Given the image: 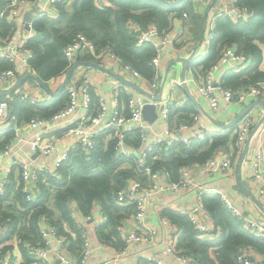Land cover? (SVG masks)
<instances>
[{
	"label": "built area",
	"instance_id": "obj_1",
	"mask_svg": "<svg viewBox=\"0 0 264 264\" xmlns=\"http://www.w3.org/2000/svg\"><path fill=\"white\" fill-rule=\"evenodd\" d=\"M201 1L203 0H191L193 4ZM217 1V11L212 12L208 20L210 38L214 34L216 18L219 15L225 14L233 22L246 20L253 15L252 11L247 7L238 6L236 0ZM31 3L37 4L39 11L36 12L32 20L24 22L26 33L23 41L17 35L12 34L13 29H10V32L6 35H0V62L9 61L11 64L8 68L0 69V91L3 88L11 87L19 78L21 73L18 68L19 63L28 71L37 74L30 65V49L27 46V41L34 34L33 21L39 16L57 18L61 13V6L70 5L71 0H5L3 3L0 2V19H5L9 23L16 22ZM183 15L187 16V13L184 12ZM127 27L135 35L138 45L151 43L156 48V54L152 57V64L156 68V71L152 79L145 78L137 69L122 62L110 48L97 51L95 44L83 32L76 33L66 46L65 54L69 61V66L60 75L66 76L68 69L79 61L78 57L81 55L90 53L96 59V62L99 63H102L105 56L110 55L120 63L118 74L132 76L142 82L147 81L149 91L155 92L159 88L163 77L160 70L163 49L172 41L169 32L166 29H159L155 23L141 27L134 20L129 21ZM24 54H28L29 56L26 57ZM251 59V54L239 53L235 47L225 46L219 60L209 68L204 69L202 75L196 78L197 92L208 101L211 111L215 112L219 110L221 103H232L245 109L254 101L261 98L264 99V80L233 89L225 86L222 81H217L214 76L216 69L221 65H228L227 67L230 70L240 71L249 66ZM87 68L84 65L77 66L66 82L64 89L67 94V101L65 105L49 116H33L28 121L30 127L40 129L39 133L30 140H25L21 136L22 125L18 115L12 111V104L23 102L36 106L42 102L50 104V99L53 101L54 98H51L49 95H36L32 92L31 88L20 89L18 86L7 94L2 95L0 93V194H3L8 188L11 171V168H7L6 173L1 174V163L4 158L11 156L14 158V164H17L21 176L19 185L26 199L31 201L39 193L38 182L41 175L51 172L56 173L58 166L69 158L71 150L79 147L88 152L89 149L95 146L97 138L106 133V140L112 139L115 141L113 148L116 153L118 155L131 156L135 163L136 176L130 178L126 185L115 191L116 201L119 205L134 206L131 216L135 220V228L124 235L126 246L132 243L144 244L154 241L156 231L148 226L146 216L148 204L154 196L166 193H180L191 187H195L198 190L196 203L182 206L178 211L190 219L194 229L200 236L213 238L219 233V228L215 225L212 214L205 207L202 200L203 193H218L223 204L234 216L242 221L244 228L249 233L264 238L263 213L254 212L244 201L240 202L238 200L239 202H236L229 194L196 182V175L225 176L233 179V182H235L236 164L229 155L211 157L201 163L195 172L192 171L191 166L185 165L181 168V176L177 181L170 179L167 169L154 168V161L160 157L163 149H169L174 145L190 146L196 141H203L208 137L211 138L214 134H221L225 132L224 129L226 128L222 132V129L217 131L207 128L198 129L196 125H200V115L199 113H192L190 119L179 124H171L156 132L150 127L149 122L144 117V107L146 104L153 102L156 104L158 116H162L165 120L169 119L173 110L177 108L169 98L152 100V98L144 94L131 90L128 91L125 102L118 97L114 99V105L110 106L108 98L104 95H98L94 100L91 86L84 78ZM170 80L172 87L181 86L179 79ZM49 81H44V83H49ZM186 81L188 83L189 79H186ZM81 109L84 110V114L75 123L62 130V136L71 138L73 143L65 151L58 152L52 161L39 163L34 159L19 160L16 158L15 154L19 150L17 143L20 141H28L31 148L38 154L50 155L57 152V137L54 135L47 137L43 134V131L49 132L50 128H61V124L68 121L72 118L74 112ZM262 115L263 110L258 111L254 106L234 125L233 133L237 136L234 146L236 153L243 150L245 140ZM96 123L101 124L98 126ZM184 130H191L192 133L186 134ZM9 131H13V135L10 141L6 142L9 137L6 135V138H3V136ZM136 135L139 136V145H133L135 147L133 153L128 151L126 146L130 144V136ZM250 170L251 178L256 183L257 192L264 197V143H261L254 149ZM75 212H78V210L75 209L73 218L81 230L83 243L76 264H88L93 248L89 241L88 231L79 222L75 216ZM162 215L164 222L169 227L165 236L166 250L180 264H199L194 255L178 247L180 232L167 215ZM88 218L92 219L93 216L90 215ZM104 218V221L97 222V224L100 225L105 222L107 219L105 215ZM49 230L55 242L57 258L65 264H72L69 257V243L66 242L65 236L60 234L55 226H49ZM10 231V229L0 223V243ZM26 246L32 254L34 264H42L41 262L48 260L47 249L40 242H28ZM121 252L119 251V253ZM147 260L150 264H164L154 254L147 256ZM236 260L237 264H255V261L246 249L237 253ZM0 264H11V256L9 254H0ZM98 264H120V262L119 258L116 257L113 260H105Z\"/></svg>",
	"mask_w": 264,
	"mask_h": 264
},
{
	"label": "trees",
	"instance_id": "obj_2",
	"mask_svg": "<svg viewBox=\"0 0 264 264\" xmlns=\"http://www.w3.org/2000/svg\"><path fill=\"white\" fill-rule=\"evenodd\" d=\"M110 1L112 6H98L95 0H72L70 5L61 6V13L57 18L39 16L33 21L34 34L27 41L30 49L29 62L43 81L67 70L69 61L65 48L78 32H83L95 44L97 51L110 48L122 62L137 69L145 78L154 77L156 68L152 64V57L156 54V48L151 43L138 45L135 35L127 27L128 22L134 20L141 27L155 23L159 29H167L171 14L189 13L191 0L175 3L164 0ZM236 4L247 7L253 15L238 22H233L225 14L219 15L208 53L194 61V64H201L203 69H207L219 60L223 48L228 45L235 47L239 53L251 54L248 67L223 75L222 83L233 89L264 80V71L260 69L263 52L258 44L264 43V0H236ZM192 16L198 18L195 13ZM13 27V23L0 19L1 36L6 35ZM78 60L96 59L92 54L86 53L79 56ZM10 66L9 61L0 62V69ZM119 98L124 102L127 99L123 88L119 90ZM66 99L64 89L51 105L38 103L31 106L16 102L12 104V111L16 113L17 107L22 106V111L19 108L20 111L16 113L19 120L24 115L28 119L36 115L49 116L65 105ZM177 112L182 113L183 120L190 119L192 113H200L191 100L184 107L173 110L171 116ZM233 128L234 126L227 128L221 134H214L211 138L196 141L190 146L174 145L163 149L160 157L154 161V168H165L171 180H179L183 166L196 163L200 165L213 157L215 150L230 140L232 146H235L237 136L233 133ZM12 135L13 131L7 132L9 138L6 142L10 141ZM114 144V140H106L105 133L97 138L95 146L88 152L79 147L71 150L69 158L58 166L56 173L41 175L38 182L39 193L31 201L26 199L19 184L16 186L13 180L8 183L7 190L0 194V223L11 230L8 235H17L26 258L23 264L33 262L27 243L42 244L40 240L45 236L41 225L43 222L55 226L65 236L70 251L80 253L83 243L81 230L73 218L74 202L85 214H89L93 204L98 202L107 218L98 225L99 238L118 250L126 246L121 227L124 220L133 214L134 206L119 205L115 191L135 177L136 171L134 159L131 156L118 155L113 148ZM130 144L138 146L139 136H130ZM126 163L130 166H125ZM10 199H13L12 204L3 208L5 201ZM202 200L219 228L216 237L200 236L187 216L171 207L163 209V214L172 220L180 232L178 247L194 255L199 264H237V253L249 246L264 252V238L249 233L242 221L223 204L218 193H203ZM64 222L76 231L75 238L66 233ZM211 249H214L216 259L210 256ZM138 264L150 263L144 258Z\"/></svg>",
	"mask_w": 264,
	"mask_h": 264
},
{
	"label": "crops",
	"instance_id": "obj_3",
	"mask_svg": "<svg viewBox=\"0 0 264 264\" xmlns=\"http://www.w3.org/2000/svg\"><path fill=\"white\" fill-rule=\"evenodd\" d=\"M72 1V0H71ZM170 3L179 2L181 0H168ZM167 1V2H168ZM95 3L98 6H112L113 3L110 0H95ZM71 4V3H70ZM192 7L190 8L189 13L187 16L177 15L175 13L171 14L168 18L169 21V27L166 29L169 32V35L171 37V43L165 46L163 49V56L161 58L160 62V70L163 75L159 88L152 92L153 94H156L160 92L162 80L165 76L166 70H167V77H166V83L165 88L163 92L162 99L169 98L173 105L177 107H184L186 105V102L188 100H191L192 103L195 105V107L198 109L199 113V121L200 125H196L198 129L207 128L209 130H221L226 131L227 128L223 130V127L220 125L214 123L211 121L204 113H202L195 104V102L189 97L186 90L182 86H171L170 79H179L180 80V71L182 64L180 62H174L179 57H190L189 60V66L186 72V79H189L188 85L191 89V91L194 93L195 97L198 99L199 103L208 110L220 123H226L230 120L234 119L242 110L243 108L240 106H236L235 104H229V103H221L220 109L213 112L210 109L208 101L201 97L197 92V79L202 75L203 73V65L201 64H194V61H197L201 58H203L209 51V45L211 38L209 37L210 30L208 27V20L210 18V15L212 12L217 11L216 8L218 6L217 0H210L206 1L203 0L198 3H192ZM39 11L37 9V4L31 3L26 7V9L23 11V14H21L16 20V22H13V31L12 34L17 35L22 41L24 39V35L26 33L25 30V21L24 15L26 13L28 14H34L36 15V12ZM192 13H195L198 15V18H193ZM262 49L263 52V61L260 64V69L264 71V43H258ZM24 56L28 57V54H24ZM79 61H94L96 60H79ZM99 63V62H98ZM171 64V66L168 69V65ZM106 68L114 71L116 74H118L120 69V63L119 61L112 57V56H105L102 63ZM193 64L194 66H191ZM18 68L20 73V76L23 75L28 70L22 67V64H18ZM228 65H221L218 67L215 71V79L217 81H221L223 75L226 72L229 71H236V70H230ZM87 72L84 78L89 82L91 86V93L93 97H98V95H104L108 98V104L110 106L114 105V99L119 97V90L120 88H123L124 91L128 94V91H133L136 93H140L139 91L135 90L130 85L122 82L119 80L116 76L111 74L110 72H107L105 70L93 67V66H87ZM243 70V69H242ZM241 71V70H240ZM120 75V74H118ZM19 76V77H20ZM123 76V75H121ZM129 80H132L133 82L137 83L141 87L149 90V84L147 81L142 82L139 79L133 78L132 76L125 75L123 76ZM65 79V76L58 75L56 77H52L49 81V83H45L51 91H57L59 90L60 86L62 85L63 81ZM119 83L120 87H119ZM10 88V87H9ZM9 88H3L1 90H8ZM18 88H31L32 92L36 95L43 96V95H49L51 98H55L57 96L51 95L39 82H37L35 79L27 77L21 82L18 86ZM64 90V88H63ZM12 91V90H11ZM10 92V91H9ZM2 95L7 94L2 93ZM142 94V93H141ZM52 102V99H50ZM153 100V98H152ZM50 102V103H51ZM46 103V102H42ZM39 103V104H42ZM47 104V103H46ZM51 105V104H50ZM22 111V106L17 107L16 113L18 114L19 110ZM256 110H263V107L261 105L255 106ZM21 115V113H19ZM84 114V110H78L73 113L72 118H70L68 121L61 124V128H50L49 132L43 131V134L47 137H50L51 135L56 136V142H57V152H54L50 155L46 154H38L35 152L28 141H20L17 143V146L19 150L16 153V158L19 160H31L34 159L39 163H44L47 161H52L56 154L60 151H65L72 143L73 140L69 137L62 136V130L69 127L75 121L81 117ZM24 115V114H23ZM182 113H174L171 118L164 119L162 116H158V118L153 121L149 122L150 127H152L156 132H159L165 127L170 126L171 124H179L182 123L183 120L181 117ZM36 116H43V115H36ZM32 118V117H31ZM31 118H27L25 115L20 119V123L22 125L21 130V136L25 140H30L31 138H34L36 134L39 133L40 129L33 128L28 125V121ZM97 124V123H96ZM101 123H98L99 126ZM184 133L190 134L192 133L191 130H184ZM7 133L4 134L3 138H6ZM248 138V137H247ZM211 141V140H210ZM247 142V139L244 142V146ZM261 143H264V125L260 127V129L255 133V135L252 137L250 146L248 149V152L246 153V156L244 158L243 164H242V175L241 180L242 184L250 190V192L256 196L259 201L264 206V197L261 196L257 190H256V183L251 178V162H252V155L253 151L256 148V146L260 145ZM127 150L134 153L135 147L133 144H128L126 146ZM244 148V147H243ZM243 151V150H242ZM241 152L236 153L234 151V146L231 144V140L226 144L223 145L215 150L213 153V157L217 156H230L231 159L234 160L236 164V181L233 182V179H230L225 176H202V175H196L195 179L196 182L203 184L207 187H212L213 189H216L218 191H222L225 194H229L233 200H236V202H246L254 212L263 213V211L258 207V205L255 203V201L252 199V197L245 191V189L240 186L238 181V164L239 159L241 156ZM2 170L1 174L6 173L7 168H11L10 175H9V182L13 180L17 184L20 183L21 176L20 171L18 169L17 164H14V158H4L2 160ZM54 165V163H52ZM14 168L12 169V167ZM125 166L129 167L130 164L126 163ZM199 165L193 164L191 166L192 171L195 172L198 170ZM198 196V190L195 187L187 188L183 190L180 193H166L159 196H154L149 204L147 209V224L150 228L156 231V237L153 242L150 243H132L130 245H127L123 248L125 250L115 249L114 247L110 246L108 243L101 240L98 236V224L97 222L104 221V212L98 202H95L93 204L92 209L90 210L89 214H85L83 211H81L77 205V203H73V209L75 211L78 210V212H75V216L78 218L79 222L82 223L86 230L88 231V237L89 241L91 243V246L93 248L91 258L88 262V264H98L99 262L105 261V260H113L114 258L118 257L120 264H138V261L146 258L149 255H156L158 258H160L164 264H180L179 261H177L171 253H169L166 250L165 246V236L166 233L169 230L168 225L163 220V209L165 207H171L173 210H177L182 206H188L189 204L193 205L197 201ZM239 200V201H238ZM13 199L6 200L5 205L3 208H6L10 204H12ZM162 213V214H161ZM264 214V213H263ZM93 216L92 219H89V216ZM106 216V215H105ZM42 228L45 230V236L42 238V244L47 249L48 253V260L41 262L42 264H65L61 262L56 255V248H55V242L53 239L52 234L49 230V224L46 222H43ZM64 230L67 234H69L72 238H75L76 231H74L68 223L64 222ZM135 228V220L133 216H130L123 222V226L121 227V234L124 236L128 232H131ZM219 234V233H218ZM216 237V236H214ZM75 241V239L73 240ZM76 243V242H75ZM250 255L252 256L253 260L255 261V264H263L264 263V252L258 251L252 246H249L246 248ZM0 254H9L11 256V264H23L26 261L25 255L20 247V242L18 241L17 235H6L3 240L0 243ZM119 251H122L119 253ZM210 256L214 259H216V253H214V249L210 250ZM79 252V250H78ZM79 253L77 254L76 251H70V258L72 264H76L78 261ZM30 263V262H29ZM30 264H34L32 261Z\"/></svg>",
	"mask_w": 264,
	"mask_h": 264
},
{
	"label": "water",
	"instance_id": "obj_4",
	"mask_svg": "<svg viewBox=\"0 0 264 264\" xmlns=\"http://www.w3.org/2000/svg\"><path fill=\"white\" fill-rule=\"evenodd\" d=\"M164 1H168V0H164ZM179 1V0H178ZM169 2V1H168ZM24 18L26 19V21H30L34 18V14H28L26 13L24 15ZM26 26H28L26 24ZM189 60L190 57H179L176 60H174V62H180L182 64L181 67V71H180V81H181V86L186 90L187 94L189 95V97L195 102V104H197V106L199 107L200 111L202 113H204V115H206L211 121H213L214 123L220 125L223 128H230L232 126H234L238 121H240L242 119V117L250 110L252 109L254 106L256 105H261L263 107V115L262 117L258 120V122L256 123V125L253 127V129L251 130V132L248 135L247 138V142L243 148V151L241 153L240 159H239V164H238V181L240 186H242L245 191L252 197V199L255 201V203L258 205V207L263 211L264 213V206L262 205V203L259 201V199L254 196L250 190H248L243 184H242V180H241V175H242V164L244 161V158L246 156V153L248 152L249 146H250V142L252 137L255 135V133L260 129V127L264 124V99H258L256 101H254L253 103H251L250 105H248L245 109H243L234 119L230 120L229 122L226 123H220L217 121V119L208 111L206 110L198 101V99L195 97L194 93L191 91L187 81H186V72L189 66ZM172 63H170L168 65V69L171 66ZM80 65H84V66H93L102 70H105L107 72H110L111 74H113L114 76H116L119 80H121L122 82L130 85L131 87H133L135 90L139 91L140 93L144 94L145 96L149 97V98H153L154 100H160L163 96V92H164V88H165V83H166V77H167V70L165 73V76L162 80V84H161V89L160 92L153 94L152 92H150L149 90L141 87L140 85H138L137 83L133 82L132 80H129L121 75L116 74L114 71L106 68L103 64H100L98 62H94V61H78L76 62L73 66H71L65 76V79L62 83V85L60 86L59 90L57 91H51L49 89V87L44 83L43 79L38 75L33 73L32 71H27L25 72L23 75H21L16 82L8 89V90H1L2 93H6L9 92L13 89H15L17 86H19V84L21 82H23V80L27 77L33 78L35 79L37 82H39L51 95L53 96H57L59 95L63 88L66 85V82L68 81L69 77L71 76V74L73 73L74 69L77 66ZM144 117L145 119H147L150 122L155 121L158 118V112L156 111V104L155 103H148L145 105L144 107V111H143Z\"/></svg>",
	"mask_w": 264,
	"mask_h": 264
},
{
	"label": "rangeland",
	"instance_id": "obj_5",
	"mask_svg": "<svg viewBox=\"0 0 264 264\" xmlns=\"http://www.w3.org/2000/svg\"><path fill=\"white\" fill-rule=\"evenodd\" d=\"M206 1H209L210 2V0H206ZM224 129V128H223Z\"/></svg>",
	"mask_w": 264,
	"mask_h": 264
}]
</instances>
